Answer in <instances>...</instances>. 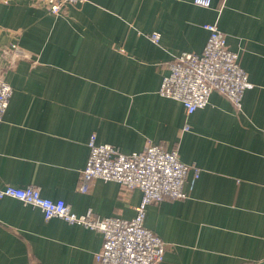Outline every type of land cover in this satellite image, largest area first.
I'll return each instance as SVG.
<instances>
[{
	"label": "crops",
	"instance_id": "obj_1",
	"mask_svg": "<svg viewBox=\"0 0 264 264\" xmlns=\"http://www.w3.org/2000/svg\"><path fill=\"white\" fill-rule=\"evenodd\" d=\"M54 1V0H46ZM216 24L249 88L240 109L217 92L188 115L158 89L173 57L200 55ZM1 43L19 30L20 61L0 75L12 96L0 122V188L35 186L76 214L130 220L141 191L94 180L82 194L88 141L123 154L175 150L187 197L146 207L144 226L166 245L158 264L264 261V0H83L55 15L29 0L0 1ZM159 34L158 44L148 36ZM6 58L7 55H6ZM102 234L12 198L0 199V264H96Z\"/></svg>",
	"mask_w": 264,
	"mask_h": 264
},
{
	"label": "built area",
	"instance_id": "obj_2",
	"mask_svg": "<svg viewBox=\"0 0 264 264\" xmlns=\"http://www.w3.org/2000/svg\"><path fill=\"white\" fill-rule=\"evenodd\" d=\"M43 1L46 3L44 8L59 15L62 7L68 11L69 7L83 0ZM211 2L193 0L194 5L202 8H209ZM203 28L208 32V39L202 53H182L173 57L168 73L161 80L158 94L180 102L188 115L206 107L213 92L224 96L240 109L243 93L249 88L248 76L239 65L238 55L228 49L226 36L217 25L205 24ZM159 37L156 33L148 36L155 44H158ZM17 50L21 51L18 44ZM0 53L6 60L10 59L6 51ZM11 96L10 84L0 75V122ZM88 148L87 162L81 171L80 193H86V182L94 180L115 182L125 188H121V192L126 195L138 189L142 196L140 203L134 207L132 219L100 218L92 210L76 214L63 200L42 197L35 186H3L0 188V199L12 198L35 207L45 220L59 218L69 225L100 232L103 242L100 251L95 254L96 264H158L167 245L144 226L146 207L163 200L185 199L187 174L192 170L194 177L198 178L200 169L183 163L175 150L167 151L155 145H148L140 152L123 154L111 145L97 144L93 135L88 141Z\"/></svg>",
	"mask_w": 264,
	"mask_h": 264
},
{
	"label": "water",
	"instance_id": "obj_3",
	"mask_svg": "<svg viewBox=\"0 0 264 264\" xmlns=\"http://www.w3.org/2000/svg\"><path fill=\"white\" fill-rule=\"evenodd\" d=\"M2 3H7L10 0H0ZM29 4H36L38 5L40 8L45 9V2L43 0H29ZM60 15H67V9L65 7H62L59 11ZM5 30H2L0 28V35L2 32H4ZM10 37V41L8 43H1L0 42V52L2 51H6L9 55H10V59L6 60L3 55L0 53V71L1 72H6L9 70H15L17 64L20 61H26L29 62L31 64H35V62H33V60L31 59V56L28 55L25 52H21L19 50H17V44H18V36L20 35V31L16 30H9L6 31ZM122 189H125L124 187H121ZM257 264H264V261L259 262Z\"/></svg>",
	"mask_w": 264,
	"mask_h": 264
}]
</instances>
